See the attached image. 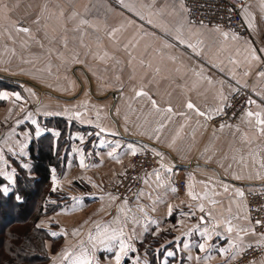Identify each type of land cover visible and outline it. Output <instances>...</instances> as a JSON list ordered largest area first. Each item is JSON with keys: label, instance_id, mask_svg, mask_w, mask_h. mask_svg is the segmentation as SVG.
I'll return each instance as SVG.
<instances>
[{"label": "crops", "instance_id": "0c3cea01", "mask_svg": "<svg viewBox=\"0 0 264 264\" xmlns=\"http://www.w3.org/2000/svg\"><path fill=\"white\" fill-rule=\"evenodd\" d=\"M124 4L133 10L119 0H0V72L33 80L59 95H76L64 101L80 96L86 87L89 90L83 95L86 103H78L80 111L69 115L67 104L57 110L66 122L71 118L75 127L68 129L71 134L66 137L67 148L62 149L61 171L53 169L51 175V190L55 186L62 192L65 204L41 222L56 233L53 237L62 238L47 264H64L63 251L86 241L94 222L111 223L116 217L120 223L112 226L123 227L125 239L135 249L121 264L125 260V264H229L246 248L264 242L253 230L244 196L248 190H264V135L256 131L254 119L250 124L244 115L239 123L223 128L208 125L206 117L225 105L243 84L264 95V78L256 75L264 63V0H249L242 10L251 37L191 22L181 0H124ZM82 19L88 23L81 24ZM180 26L195 50L173 39ZM223 32L229 34L227 39ZM252 51L259 59L251 58ZM88 76L94 95L114 92L115 101L111 95L95 98ZM77 77L83 85L79 94ZM17 86L0 90L7 95L0 98V127L6 129L0 149V178L8 183L2 187L8 191L17 173L15 163L31 168L28 147L36 136L30 126L34 128L38 122L20 119L40 106V93H48L31 85L37 91ZM137 91L147 95L137 97ZM261 95L256 94L253 100L264 108ZM152 100L160 111L152 108ZM189 102L194 109L187 108ZM112 105L122 134L110 117ZM168 107L171 113L165 111ZM196 109L205 116L198 115ZM249 110L261 109L249 104ZM75 113H80L79 117ZM46 131L59 134L52 126ZM129 145L136 151L151 148L163 159L159 157L157 167L143 175L137 196L125 200L107 185L128 168L132 157ZM179 179L185 182L183 191L176 185ZM189 190L197 199L189 197ZM201 204L205 212L199 210ZM218 221H231L234 231L228 233L224 224L213 230ZM205 228L210 240L201 235ZM74 229L79 235H73ZM216 231L223 238L217 237ZM147 237L148 243L158 241L148 250L144 248ZM200 243L205 244L204 251H200ZM221 247L229 251L221 255ZM115 251L114 244H98L91 253L93 264H115ZM248 264H264V252Z\"/></svg>", "mask_w": 264, "mask_h": 264}, {"label": "trees", "instance_id": "16d2710c", "mask_svg": "<svg viewBox=\"0 0 264 264\" xmlns=\"http://www.w3.org/2000/svg\"><path fill=\"white\" fill-rule=\"evenodd\" d=\"M12 82L16 81L0 77V90L18 88ZM49 126L59 130V134L55 136L46 131ZM42 127L45 131L34 137L28 147L30 170L15 163L17 173L11 189L6 193L2 191V187L8 183L0 178V205L16 210H11L15 216L6 211L0 213V219L4 214L7 218L0 228V264H47L50 254L57 249L56 245L61 244V237H53L50 230L40 224L44 217L56 213L65 204L63 193L51 191L50 185L52 170L55 169L58 173L61 171L62 149L67 148L69 138L66 137L71 132H68L70 128L67 122L61 119H49ZM71 127L75 125L72 124ZM19 226L24 228L18 230ZM149 237L144 239L145 243H148ZM46 242H50V248ZM145 243L141 242L140 245ZM126 262L127 260L124 264Z\"/></svg>", "mask_w": 264, "mask_h": 264}, {"label": "built area", "instance_id": "2783aa9c", "mask_svg": "<svg viewBox=\"0 0 264 264\" xmlns=\"http://www.w3.org/2000/svg\"><path fill=\"white\" fill-rule=\"evenodd\" d=\"M249 0H182L193 23L218 26L231 30L243 37H251L242 10ZM264 71V63L257 69ZM256 94L249 85L236 88L223 105L221 111L208 114L206 121L210 126H222L225 124L239 123L248 108L247 101L256 99ZM220 108V109H221ZM159 156L150 148H143L132 155L130 164L126 171L108 183L110 191L120 199H134L142 185V177L145 173L152 171L158 165ZM177 187L183 191L185 182L183 179L177 181ZM248 216L253 230L264 239V190H248L245 192ZM256 221H261L257 224ZM264 252V242L260 246H250L241 255L229 264H248Z\"/></svg>", "mask_w": 264, "mask_h": 264}, {"label": "snow or ice", "instance_id": "6c2138e0", "mask_svg": "<svg viewBox=\"0 0 264 264\" xmlns=\"http://www.w3.org/2000/svg\"><path fill=\"white\" fill-rule=\"evenodd\" d=\"M119 2L122 4V6L128 7L130 11L133 10L129 5L124 4V0H119ZM181 8H183L182 0H181ZM73 15H75V13ZM141 18L143 19V17H141ZM80 23L81 24H87L88 22L86 20L82 19L80 21ZM149 23H152V21L149 20ZM250 26H251V24H250ZM181 28H182V26L177 27L175 29V35L173 36V39H175L179 44H186L187 47L192 48L193 50H195V45L186 41L184 33L182 32ZM18 30L22 31V32H25V33H27L29 31V29H27V28H19ZM216 30L219 31V29H216ZM113 31H116V30H113ZM169 32H171V30H169ZM110 35H111V33H110ZM222 35L224 36L225 39H227L229 34L227 32H223ZM232 38L236 39V36L233 35ZM169 46H171V45L165 44V47H169ZM196 54L199 55L200 53L197 52ZM251 58L253 60L259 59V57H257L255 51H252ZM233 63H235V61H233ZM244 75L247 76L248 73L245 72ZM256 75H257L258 78H264V71H259V72H257ZM209 83H212V81L209 80ZM237 83H239V81H237ZM256 94L257 95H261V93H256ZM142 95L146 96L147 93H145L143 91H137L136 92V96L137 97L142 96ZM0 98H7V95L4 94V93H0ZM221 98L222 99H226V97H223V96ZM16 99H20L18 94H16ZM261 100L264 101V95H261ZM247 103L250 104V105L256 104L257 108L261 109V110L256 111V112H253V111H250V110L249 111H245L244 118L247 119L250 124L252 123V121L254 119L256 131L258 133H260L261 135H264V108H261V105L257 104V102L255 100H253V99H249L247 101ZM151 104H152V108L153 109H156L157 111H160V109L158 108L155 100H152ZM186 106H187L188 109H194V107H195L191 102H189ZM221 110H222V108L218 109L217 111L219 112ZM165 111L171 113L172 112V108L168 107L167 109H165ZM196 112L200 116H205V113L200 112L198 109H196ZM75 115L77 117H79L80 113H75ZM181 115H182V113H181ZM25 118L27 119L28 117H25ZM207 118L210 119L211 117H207ZM32 123L35 124L36 121L32 120ZM161 127H163V125H161ZM221 127L223 128L224 125H222ZM101 131H104V129H101ZM40 135H41V130L39 128H37L36 136H40ZM57 135H58V133H57ZM129 148H130L131 155L135 156L137 154L136 149L133 148L131 145H129ZM21 155H23V148H21ZM108 155L109 156H113V153L109 152ZM155 155L159 156V157H161V159H163L161 153L155 152ZM83 166H84V163H83V161H81V167H83ZM25 167H27V165H25ZM161 167H164V166L161 165ZM261 167H264V164H261ZM166 171L171 172V168L166 169ZM154 174L156 175L157 180L159 181L160 180L159 171H156ZM4 175H7V174L5 173ZM8 178H9V182H11V177L9 176ZM147 182L148 181L145 180V183H147ZM55 183H56L55 177H53V184L55 185ZM2 191L6 193L8 191V189L7 188H3ZM53 191H55V186L53 187ZM172 191H175V189H172ZM225 191H227V187L226 186H225ZM237 194L241 195V196L243 195V193L240 192L239 190H237ZM139 195H143V193L141 192V193H139ZM188 195L193 200L197 199V196L195 194H193V192L191 190H189ZM17 199H20V198L17 197ZM112 199H116V197H112ZM125 203H126V201H125ZM139 210L141 212H143V208H140ZM199 210L201 212H205L204 206L202 204L199 206ZM171 211H172V209H171V206H170L169 207V214H171ZM206 215L207 216H211V213L208 212V213H206ZM200 221H201V223H204L205 222V217L202 216L200 218ZM119 223H120L119 217L114 218V220L111 223H108V222H105V223L94 222V229L89 231L86 241H81L80 244H79V247L75 248L74 250H69V249L66 248L63 251L61 259L64 262V264H93V258H92V255H91L92 251L96 248V246L98 244H108V243L114 244L115 247H116V251H115V254H114L115 264H121L122 258L124 256H126L128 254V252L135 251V249L131 246V244L128 242V240L125 239V230H124V228L123 227L117 228V227H113L112 226L113 224H119ZM256 223L257 224H261V221H256ZM221 224L225 225V230L228 233H232L234 231V227L231 226V221H218V222H216L215 224L212 225L213 230L219 228ZM52 235L55 236L56 233H52ZM73 235H79V231L74 229L73 230ZM201 235L204 236L206 240H210L211 239V235L208 234V229L207 228L203 229V231L201 232ZM215 235L217 237L223 238V237H221V233L219 231H216ZM177 239H179V237ZM229 243L231 244L232 242L229 241ZM89 245L91 247H89ZM184 247H188V245L185 244ZM198 247H199L200 251H204L205 250V244L204 243H200L198 245ZM108 250L112 251V248L109 247ZM219 251H220L221 255H224L226 252L229 251V249L221 247L219 249ZM167 255L168 256H172L173 253L172 252H168ZM232 259H235V255L232 256Z\"/></svg>", "mask_w": 264, "mask_h": 264}, {"label": "rangeland", "instance_id": "374dc122", "mask_svg": "<svg viewBox=\"0 0 264 264\" xmlns=\"http://www.w3.org/2000/svg\"><path fill=\"white\" fill-rule=\"evenodd\" d=\"M12 83H15V84H17V85H21V86H23V87H27V88H29V89H32V90H34V91H37V90H35L33 87H31V86H29V85H27V84H25V83H23V82H12ZM77 87V86H76ZM76 87H75V89H76ZM88 91L89 90H87V87L83 90V92L80 94V96H78V97H76V98H74V99H71V100H69V101H64L63 99H61V98H58V97H55V96H53V95H51L50 93H46V94H41L40 93V95H42L43 96V99H40L39 100V105L41 106V108L42 109H40V106H38L37 108H36V111H34V112H29V113H27V114H24V115H22V117H21V119H20V121H26V120H28V119H33V120H36L37 119V122H38V124H36V126L33 128L32 126H30V128L32 129V132H33V134H35V136H36V130H37V128H39L40 130H41V126H42V124L43 123H45L46 121H47V123H48V120H49V117H51L50 119H61V120H64L65 121V119L63 118V117H60L61 115L60 114H58V109H62L61 107H62V105H65V104H67L68 106V108H69V115H71V113H73V110L74 111H80V108H79V102L80 103H82V105L84 104V103H86V98H83V95H88ZM90 96H88L87 98H89ZM31 100V99H30ZM74 103H77V104H74ZM36 106V105H35ZM75 107V108H74ZM50 115H53V116H50ZM57 115V116H56ZM25 117H29V118H25ZM70 120H67V125L69 126V128H70V130H71V125H72V119L71 118H69ZM19 121V120H18ZM50 125H51V123H50ZM5 130L6 129H4V125H2L1 127H0V149H1V147L3 146V137L5 136L4 135V132H5ZM41 132H42V130H41ZM24 161H25V159H24ZM130 164V163H129ZM29 170V169H28ZM118 177V176H117ZM115 179V178H114ZM107 187H109L108 185H107ZM50 190H51V185H50ZM51 191H53V190H51ZM53 192H58L57 190H55V191H53ZM0 213L1 214H3V211H6V213L7 212H10L11 213V215L13 216L14 215V212H12V211H16V210H14V208H10V207H8V206H6V205H0ZM12 210V211H11ZM5 215V214H4ZM4 215H2V218L0 219V228L2 227V225L4 224V220H6L7 218L6 217H4ZM15 216V215H14ZM50 216V215H49ZM40 226H42V224H40ZM24 227H22V226H19L18 227V230H21V229H23ZM24 231V230H23ZM29 232H30V230H28ZM151 243H147L145 246H144V248L145 249H150L151 247H152V245L154 244V240L153 239H151V241H150ZM47 243V242H46ZM47 244H49V248H50V242H48ZM61 245L59 244V245H56V247H57V249L60 247ZM56 249V250H57ZM54 253H56V251L54 252ZM54 253H52V254H54ZM52 254H50V255H52Z\"/></svg>", "mask_w": 264, "mask_h": 264}, {"label": "water", "instance_id": "95a60500", "mask_svg": "<svg viewBox=\"0 0 264 264\" xmlns=\"http://www.w3.org/2000/svg\"><path fill=\"white\" fill-rule=\"evenodd\" d=\"M77 67H78L77 69H81V70H82V67H80V66H77ZM72 72H73L74 75H76L75 70H73ZM86 75H87V74H86ZM0 77L5 78V79H8V80H11V81H16V82L19 81V82H23V83H25V84H28V85H31V86L35 87L36 89H38V90H40V91L48 92V93H50L51 95H53V96H55V97H58V98H61V99H69V98H73V97L76 96V95H75V96H72V97H66V96H63V95H59V94H57V93H55V92H53V91H51V90L43 89V88H41L38 84H36L35 82H33V80L31 81V80H28V79L23 78V77H21V76L12 75V74H8V73H5V72H0ZM87 80H88V83H89V89H90V92H91V94H92L95 98L103 99V98L107 97L108 95H111L112 98H113V101H115V99H116V95H115L114 92H109V93H106L105 95H102V96H96V95H94V93H93V88H92V83H91V80H90L89 76L87 77ZM77 81H78V83H79V90H78V93H77V94H79V93L81 92L82 88H83V85H82V82L80 81V79H79L78 77H77ZM112 108H113V105L109 108V114H110V117H111V118L114 120V122L117 124V122H116V120H115V117H113V115H112ZM117 129H118L119 133L122 134L121 131H120V129H119V127H118V124H117ZM131 138L134 139V140H137V141H139V142H142L143 144H146V145L148 144V146H150V147H154V148H156V149L159 148L157 145H154L153 143H150V142H148V141H144V140L138 139V138H136V137H131Z\"/></svg>", "mask_w": 264, "mask_h": 264}]
</instances>
